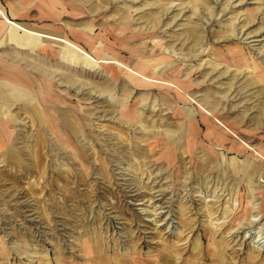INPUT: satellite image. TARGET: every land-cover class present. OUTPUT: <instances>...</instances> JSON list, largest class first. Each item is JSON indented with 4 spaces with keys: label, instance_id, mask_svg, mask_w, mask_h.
<instances>
[{
    "label": "rangeland",
    "instance_id": "rangeland-1",
    "mask_svg": "<svg viewBox=\"0 0 264 264\" xmlns=\"http://www.w3.org/2000/svg\"><path fill=\"white\" fill-rule=\"evenodd\" d=\"M73 2L99 60L1 148L0 264H264V0Z\"/></svg>",
    "mask_w": 264,
    "mask_h": 264
},
{
    "label": "crops",
    "instance_id": "crops-1",
    "mask_svg": "<svg viewBox=\"0 0 264 264\" xmlns=\"http://www.w3.org/2000/svg\"><path fill=\"white\" fill-rule=\"evenodd\" d=\"M74 7L73 0H0V153L17 135L23 115L41 121L43 85H51L57 66L88 69L98 63L75 44L72 25L63 24ZM82 31L90 33V25ZM64 78L74 80L72 74Z\"/></svg>",
    "mask_w": 264,
    "mask_h": 264
},
{
    "label": "bare ground",
    "instance_id": "bare-ground-1",
    "mask_svg": "<svg viewBox=\"0 0 264 264\" xmlns=\"http://www.w3.org/2000/svg\"><path fill=\"white\" fill-rule=\"evenodd\" d=\"M255 217H256V216H255ZM257 233H258V232H257ZM257 236H258V235H257ZM257 236H256V237H257ZM259 239H260V238H259ZM255 240H256V239H255ZM258 243H259V242H258ZM262 246H263V245H262Z\"/></svg>",
    "mask_w": 264,
    "mask_h": 264
}]
</instances>
